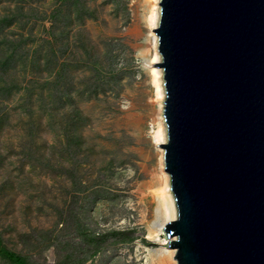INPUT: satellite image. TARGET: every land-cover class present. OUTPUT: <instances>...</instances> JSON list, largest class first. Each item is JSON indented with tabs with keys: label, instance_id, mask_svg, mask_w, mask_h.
Masks as SVG:
<instances>
[{
	"label": "rangeland",
	"instance_id": "obj_1",
	"mask_svg": "<svg viewBox=\"0 0 264 264\" xmlns=\"http://www.w3.org/2000/svg\"><path fill=\"white\" fill-rule=\"evenodd\" d=\"M161 1L0 0V238L26 264L170 256ZM113 232L94 253L85 235Z\"/></svg>",
	"mask_w": 264,
	"mask_h": 264
},
{
	"label": "water",
	"instance_id": "obj_2",
	"mask_svg": "<svg viewBox=\"0 0 264 264\" xmlns=\"http://www.w3.org/2000/svg\"><path fill=\"white\" fill-rule=\"evenodd\" d=\"M178 264H264V0H162Z\"/></svg>",
	"mask_w": 264,
	"mask_h": 264
},
{
	"label": "bare ground",
	"instance_id": "obj_3",
	"mask_svg": "<svg viewBox=\"0 0 264 264\" xmlns=\"http://www.w3.org/2000/svg\"><path fill=\"white\" fill-rule=\"evenodd\" d=\"M154 8H156V7H154ZM160 17H161V10L159 8V11L157 12V18L160 19ZM154 27H158V24ZM154 35H155L154 37H155V41H156V54L154 57V62L155 63H161L162 62V56H161L160 51H159V38H158L159 36L156 33ZM162 75H163V71L161 68L155 67L153 69V76H154L153 79H154L156 86H157V96L160 99L166 98V95L164 93L166 90L164 82L159 81L160 76H162ZM165 123H166L165 119L163 118L162 122L160 124H158V129L156 128L157 131L155 132V139L157 142L158 151L161 153L160 166H161L163 183H162V187L160 188L159 193H160V196L162 197V199L165 202L168 201V203H169L170 209L168 210L167 216H166V219L169 222L171 220H174L177 217V209H176L174 195H173V192L171 190V178H170L169 173L166 171L165 151H164V148L159 147L161 144L167 143V140H168V136H167V132H166L167 127H166ZM164 241L166 244H169V242H170L169 238H166ZM168 251H169L170 256L167 259L161 260L157 264H178L177 259H174V257L176 256V249L170 248V250H168Z\"/></svg>",
	"mask_w": 264,
	"mask_h": 264
},
{
	"label": "trees",
	"instance_id": "obj_4",
	"mask_svg": "<svg viewBox=\"0 0 264 264\" xmlns=\"http://www.w3.org/2000/svg\"><path fill=\"white\" fill-rule=\"evenodd\" d=\"M118 233L113 232L108 235H92V234H86V239H90L91 242L94 245L93 252H98L102 249L103 244L105 243L106 239L110 238L111 236H115ZM0 256L8 263V264H26V260L17 255L16 253L8 250L4 245L0 238Z\"/></svg>",
	"mask_w": 264,
	"mask_h": 264
}]
</instances>
